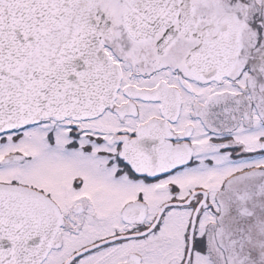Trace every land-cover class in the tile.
Returning a JSON list of instances; mask_svg holds the SVG:
<instances>
[{
  "label": "snow or ice",
  "instance_id": "obj_1",
  "mask_svg": "<svg viewBox=\"0 0 264 264\" xmlns=\"http://www.w3.org/2000/svg\"><path fill=\"white\" fill-rule=\"evenodd\" d=\"M0 264H264V0H0Z\"/></svg>",
  "mask_w": 264,
  "mask_h": 264
}]
</instances>
